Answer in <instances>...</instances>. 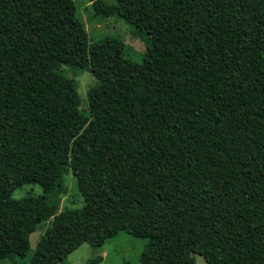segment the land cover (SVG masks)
Segmentation results:
<instances>
[{
  "label": "trees",
  "instance_id": "1",
  "mask_svg": "<svg viewBox=\"0 0 264 264\" xmlns=\"http://www.w3.org/2000/svg\"><path fill=\"white\" fill-rule=\"evenodd\" d=\"M116 1L92 4L146 36L140 62L74 0H0V264L48 220L29 264L122 231L142 264H264V0ZM63 65L100 81L87 112ZM70 169L85 204L61 209Z\"/></svg>",
  "mask_w": 264,
  "mask_h": 264
},
{
  "label": "rangeland",
  "instance_id": "2",
  "mask_svg": "<svg viewBox=\"0 0 264 264\" xmlns=\"http://www.w3.org/2000/svg\"><path fill=\"white\" fill-rule=\"evenodd\" d=\"M109 3H117L116 0H106ZM77 8V16L86 24V30L91 42H99L110 39L117 43H126L127 57L133 61L140 62L147 51L148 44L145 35H136L134 27L119 16L101 17L96 14L93 0H74ZM61 70L73 79L74 88L77 93L78 106L85 112L89 107V92L97 86L100 81L90 70L63 65ZM65 191L61 195V209L81 208L84 206V197L81 194L77 177L70 169L64 175ZM42 188L37 184H26L12 193V197L20 199L26 195H39ZM51 226V220L39 224L30 234V249L19 264H29L39 240L45 231ZM147 239L140 238L122 231L111 238L101 247H93L88 242L81 244L70 252L62 264H85L89 258L99 257L98 264H142L141 254L147 246ZM196 264H208L200 254H195Z\"/></svg>",
  "mask_w": 264,
  "mask_h": 264
}]
</instances>
